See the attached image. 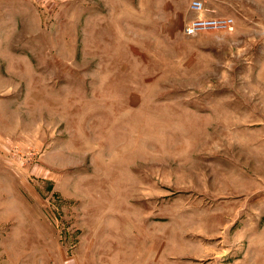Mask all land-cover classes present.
<instances>
[{
    "label": "rangeland",
    "instance_id": "rangeland-1",
    "mask_svg": "<svg viewBox=\"0 0 264 264\" xmlns=\"http://www.w3.org/2000/svg\"><path fill=\"white\" fill-rule=\"evenodd\" d=\"M201 1L0 0V264H264V0Z\"/></svg>",
    "mask_w": 264,
    "mask_h": 264
},
{
    "label": "built area",
    "instance_id": "built-area-1",
    "mask_svg": "<svg viewBox=\"0 0 264 264\" xmlns=\"http://www.w3.org/2000/svg\"><path fill=\"white\" fill-rule=\"evenodd\" d=\"M189 8L192 12H201L203 9V3L201 0H191L189 3ZM223 23H231L230 19H209V18H200L195 17L191 21H189V24L186 26V33H193L196 30H203L204 28L209 27H218V25H223Z\"/></svg>",
    "mask_w": 264,
    "mask_h": 264
}]
</instances>
